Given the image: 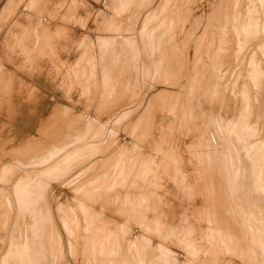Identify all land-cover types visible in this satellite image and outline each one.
Segmentation results:
<instances>
[{
    "label": "rangeland",
    "instance_id": "1",
    "mask_svg": "<svg viewBox=\"0 0 264 264\" xmlns=\"http://www.w3.org/2000/svg\"><path fill=\"white\" fill-rule=\"evenodd\" d=\"M261 42L264 0H0V264H264Z\"/></svg>",
    "mask_w": 264,
    "mask_h": 264
},
{
    "label": "bare ground",
    "instance_id": "2",
    "mask_svg": "<svg viewBox=\"0 0 264 264\" xmlns=\"http://www.w3.org/2000/svg\"><path fill=\"white\" fill-rule=\"evenodd\" d=\"M192 10V9H191ZM204 26V25H203ZM196 35H198V34H196ZM260 36V35H259ZM192 37V36H191ZM119 38V37H118ZM195 39H196V36L194 35L193 37H192V39L190 40V38H189V40H190V42L188 43V45H187V47H191L192 45H194V41H195ZM116 42H117V40H116ZM249 43H252V42H249ZM261 43H263V42H261ZM247 44H248V42H247ZM259 44V43H258ZM264 44V43H263ZM116 45H118V44H116ZM249 45V44H248ZM247 45V46H248ZM186 47V48H187ZM188 49V48H187ZM246 50V49H245ZM244 50V51H245ZM261 50V49H260ZM243 51V52H244ZM255 53V52H254ZM250 55V54H249ZM252 55V54H251ZM187 57V56H186ZM249 58V57H248ZM252 62V61H251ZM120 63H122V61H121V59H118V58H116V60H113L112 61V68H113V70H114V73H115V75L116 76H118L119 75V73H120V71L118 72V68H119V64ZM5 70V69H4ZM188 73V72H187ZM186 73V74H187ZM2 74V73H1ZM5 75V74H4ZM4 76H2L1 75V77H0V79H2ZM5 77H6V75H5ZM117 79V78H116ZM6 80V79H5ZM187 100H188V105H186L187 107H190V106H192L193 107V100L191 99V98H187ZM246 108V107H245ZM252 110V109H251ZM250 111V110H249ZM133 121H130L129 122V124H131ZM83 123H85V122H83ZM66 125V130H64L63 129V131H61V132H57V133H54L53 134V140H63V139H66L68 136L70 137L71 135H72V132H71V123H66L65 124ZM76 125V124H75ZM74 125V126H75ZM85 125V124H84ZM83 125V126H84ZM79 126H82V125H80L79 124ZM78 126V127H79ZM79 129V128H78ZM77 129V130H78ZM74 130V129H73ZM208 145L210 146V147H216L217 145H218V141L216 140V139H214L211 135H210V138H208ZM44 147V146H43ZM29 148H34V150H36V149H38L39 148V145H38V143L36 142V143H28V144H25V145H23V147H21V149H18L16 152H20V151H24V150H28ZM23 154H24V152H22ZM28 153V152H27ZM24 154V155H27V159H25V161H28V160H31L34 156H35V154H37L35 151H34V153H32L31 154V152L30 153H28V154ZM21 154V153H20ZM41 154V153H40ZM43 154V153H42ZM41 154V155H42ZM261 154H264V151H263V153L261 152ZM22 157V156H21ZM24 157H26V156H24ZM17 158V157H16ZM20 158V157H19ZM18 158V159H19ZM18 159H16V160H18ZM215 159V157H212V160H214ZM20 160H22V161H24L23 159H20ZM214 170H215V173H216V175H218L217 176V178H219V172H218V168H214ZM223 214H224V212H223ZM224 216H225V214H224ZM225 218H226V220H225V223L226 222H228V223H230L231 222V219L229 218V217H227V216H225ZM120 251H122L121 249H120ZM143 257L144 256H142L141 257V261H143ZM140 260V259H139Z\"/></svg>",
    "mask_w": 264,
    "mask_h": 264
},
{
    "label": "crops",
    "instance_id": "3",
    "mask_svg": "<svg viewBox=\"0 0 264 264\" xmlns=\"http://www.w3.org/2000/svg\"><path fill=\"white\" fill-rule=\"evenodd\" d=\"M72 125H71V132H72V134L78 129V128H83V126H79V124L80 125H83V123L82 122H77V123H71ZM76 124V125H75ZM75 125V126H74ZM79 126V127H78ZM74 129V130H73ZM59 133V128L58 129H56L55 131H54V133ZM57 133V134H58ZM138 259H140L141 260V257L140 258H138ZM130 264H135L134 262H132V263H130ZM152 264V263H151Z\"/></svg>",
    "mask_w": 264,
    "mask_h": 264
}]
</instances>
